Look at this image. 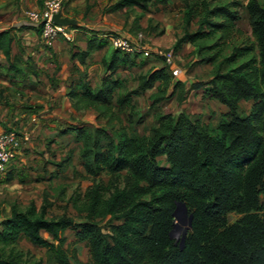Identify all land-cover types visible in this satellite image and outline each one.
Masks as SVG:
<instances>
[{
    "label": "trees",
    "instance_id": "16d2710c",
    "mask_svg": "<svg viewBox=\"0 0 264 264\" xmlns=\"http://www.w3.org/2000/svg\"><path fill=\"white\" fill-rule=\"evenodd\" d=\"M182 3L184 32L173 51L191 44L201 52L212 51L206 63L222 58L220 64L228 67L197 86L202 99L227 108L218 125L182 112L158 115L150 135H131L125 128H67L62 134H73L82 145L81 161L92 181L76 199L81 200L84 220L51 216L47 199L40 207L35 202L23 209L12 205L10 215L0 220V264H44L20 248L24 240L52 254L55 264H264V4L259 0L247 4L254 43L222 56L223 46L235 34L243 3ZM169 6L170 0H118L104 11L139 9L148 14L152 8L159 13ZM197 18L198 27L191 32ZM211 39L212 45L200 47ZM13 41L10 32L0 33V52L9 61ZM107 46L105 40L90 39L87 50L73 56L84 64ZM138 57L115 50L99 88L82 82L71 90L74 107L94 109L99 117L110 118L116 111L133 108V98L148 91H157L153 104L183 95L184 84L174 80L161 56L162 66L140 75L134 91L118 94L123 82L112 77L121 68L134 67ZM243 101L253 103L248 114L241 113ZM71 161L68 157L61 166ZM103 175L109 177L108 183ZM3 178L12 181L11 171ZM179 203L192 216L184 247L171 239ZM232 214L237 216L234 222L229 219ZM106 220L108 224L101 226ZM67 231L75 237L69 244ZM80 243L89 252L86 262L74 247Z\"/></svg>",
    "mask_w": 264,
    "mask_h": 264
},
{
    "label": "rangeland",
    "instance_id": "374dc122",
    "mask_svg": "<svg viewBox=\"0 0 264 264\" xmlns=\"http://www.w3.org/2000/svg\"><path fill=\"white\" fill-rule=\"evenodd\" d=\"M209 1L215 5L219 2L227 3L233 0ZM240 1L243 3L242 8L239 10L241 18L236 23V31L233 38L223 46L222 56L230 55L234 47H242L254 43L247 8L249 0ZM259 1L264 4V0ZM151 10L152 12L148 14L142 13L139 9L115 13L114 20L119 23L118 26L120 28L106 32L107 37L110 34H127L126 36H129L133 42H141L150 53L149 57L139 53L134 67L121 68L117 73L115 78L123 82V88L118 94L134 91L138 86L137 78L140 75L147 73L150 69L162 66L158 55V52H162L167 55L174 53L173 67L181 70V74L178 77H174V80L181 81L184 84L185 91L183 95L179 98L177 94L174 98L167 99L159 104H153L152 96L157 91H148L141 96H135L133 98V108L128 109L125 113L116 111L114 117H99V112L93 113L91 110L87 113L89 110L85 108L79 110L82 113L77 114L75 117H68V122L60 125V127L77 126L86 127L90 130H94L97 127H108L112 130L125 128L131 135H150L152 129L156 126V117L158 115L173 114L177 116L182 112L193 119L199 118L203 123H208L212 126L218 125L221 115L227 111V108L219 102L202 99L197 86L212 79L218 69L226 71L228 67L220 64L222 58L215 63H206L204 60L212 56V51L201 52L199 47L191 44L184 45L180 52L175 53L173 51L176 40L184 32L182 0H170L168 9L159 13H156L154 8ZM104 13L106 12L104 11ZM197 22L198 18L192 23L191 32L197 29ZM214 42V39L203 41L200 43V47L210 46ZM110 50H116L111 43ZM103 55V52L96 54L89 65L91 66L90 82L93 86L99 85L106 73L102 62ZM140 62H146V65L143 66ZM252 104V102H241V113H250ZM59 140L55 141V145L52 146L50 155L52 159H48L49 161H43V151L39 150L34 161H31V164L25 167H20L19 172L17 171L14 174L12 181L8 182L6 178L0 179V220L10 215V208L14 204L23 209L31 202H35L40 207L45 199L51 204L49 208L51 216L66 214L75 221L84 220V214L79 211V207L82 204L81 200L76 202V199L82 198L92 181L86 176L82 167V145L76 141L73 134L61 137ZM68 157L73 159L61 174H56L60 172L58 170H61L58 165L54 172L46 169L49 164H61ZM102 179L106 183L109 181V177L106 175H103ZM236 218L235 214L229 216L231 222H234ZM107 220L103 221L101 226L105 227L108 224ZM185 230L187 231V236L191 230L188 222L183 223L180 217L175 216L171 239L175 240L176 245L184 247L186 238L183 241V233ZM44 236L48 237V234L44 233ZM66 236L68 237V244L74 242L73 232L67 231ZM74 247L82 261L86 262L89 260V252L84 243L76 244ZM20 248L31 250L37 259L42 260L44 264H55L52 254L45 249L31 247L27 242H22Z\"/></svg>",
    "mask_w": 264,
    "mask_h": 264
},
{
    "label": "crops",
    "instance_id": "0c3cea01",
    "mask_svg": "<svg viewBox=\"0 0 264 264\" xmlns=\"http://www.w3.org/2000/svg\"><path fill=\"white\" fill-rule=\"evenodd\" d=\"M116 1L66 0L62 14L77 22L68 27L72 41L61 37L48 46L38 32V27L27 18L28 12L40 11L45 0H0V33L10 32L14 38L11 60L0 52V131L13 129L25 132L30 137L10 169L13 179L20 167L34 161L39 150L43 151L44 162L52 159V146L60 141L59 138L66 136L62 132L69 128L60 125L67 123L68 117H75L82 113L79 110L85 109L75 108L69 93L82 82L91 84L89 65L96 54L104 53V66L112 57L115 50H110V39L106 32L120 28L114 20L115 13L129 11L123 9L104 13L106 7ZM126 35L122 36L130 38ZM90 39L105 40L108 46L92 53L82 64L73 54L86 51ZM117 73L112 79H118L115 78ZM105 76L106 73L99 85L91 84L93 88H99ZM88 110L87 113L91 110L96 113L94 109ZM62 164H49L46 169L54 172L58 165L61 170L56 174H61L70 163ZM82 167L86 173L83 163ZM45 238L50 239L49 236Z\"/></svg>",
    "mask_w": 264,
    "mask_h": 264
},
{
    "label": "built area",
    "instance_id": "2783aa9c",
    "mask_svg": "<svg viewBox=\"0 0 264 264\" xmlns=\"http://www.w3.org/2000/svg\"><path fill=\"white\" fill-rule=\"evenodd\" d=\"M65 3L66 0H45L40 11L27 13V18L38 28H41L42 39L48 46H52L61 37L67 41H72L68 27L59 26L53 22V17L56 14L63 13ZM108 38L112 46L122 53L129 55L143 53L145 57L150 56L149 51L139 41L135 43L132 39L119 34H110ZM158 55L163 57L171 67L174 77H178L181 74L179 68L173 67L174 53L167 55L158 52ZM28 141H30V137L25 132L17 130L0 131V178L7 175L17 161L23 145Z\"/></svg>",
    "mask_w": 264,
    "mask_h": 264
},
{
    "label": "water",
    "instance_id": "95a60500",
    "mask_svg": "<svg viewBox=\"0 0 264 264\" xmlns=\"http://www.w3.org/2000/svg\"><path fill=\"white\" fill-rule=\"evenodd\" d=\"M53 22L56 25L59 26H65V27H71L77 24L76 20L69 19L67 17H64L62 13L56 14L53 17ZM175 216L180 217V220L183 223L188 222L189 227L192 226V216H188V210L185 204L179 203L177 205L176 211H175ZM186 233L187 231L185 230L183 233V241L186 238Z\"/></svg>",
    "mask_w": 264,
    "mask_h": 264
}]
</instances>
